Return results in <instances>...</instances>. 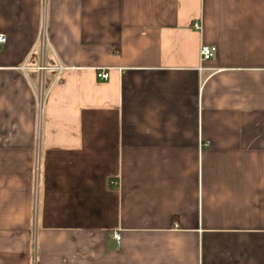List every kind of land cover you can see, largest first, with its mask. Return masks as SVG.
I'll list each match as a JSON object with an SVG mask.
<instances>
[{"label":"crops","instance_id":"obj_1","mask_svg":"<svg viewBox=\"0 0 264 264\" xmlns=\"http://www.w3.org/2000/svg\"><path fill=\"white\" fill-rule=\"evenodd\" d=\"M0 34V264H264V0H0Z\"/></svg>","mask_w":264,"mask_h":264},{"label":"built area","instance_id":"obj_2","mask_svg":"<svg viewBox=\"0 0 264 264\" xmlns=\"http://www.w3.org/2000/svg\"><path fill=\"white\" fill-rule=\"evenodd\" d=\"M196 28L199 29L198 25H195ZM7 37L4 34H0V47L6 44ZM38 43L41 46L43 50H45L49 45V36H48V28L46 25L45 20H43L41 24L40 34ZM218 52V48L215 46H206L203 45L200 49V59L202 62L209 61L213 59ZM42 70H45V67L41 68ZM64 69L60 67V71H63ZM98 78L106 81L109 79V74L107 70H101L98 73ZM37 112H38V125L42 123L43 120V114H44V99L42 100L41 97H38L37 99ZM116 240H120L121 236L119 234H116Z\"/></svg>","mask_w":264,"mask_h":264}]
</instances>
